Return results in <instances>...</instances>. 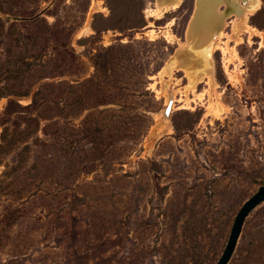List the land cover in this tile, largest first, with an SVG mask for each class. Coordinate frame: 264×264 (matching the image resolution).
I'll use <instances>...</instances> for the list:
<instances>
[{"label":"rangeland","instance_id":"rangeland-1","mask_svg":"<svg viewBox=\"0 0 264 264\" xmlns=\"http://www.w3.org/2000/svg\"><path fill=\"white\" fill-rule=\"evenodd\" d=\"M196 1L162 13L157 0H0L6 29L40 32L9 13L39 2L70 36L67 46L46 36L42 58L30 59L63 75L0 97V264H216L264 184V0L248 15L258 31L240 40L241 10L220 2L227 24L201 49L188 39ZM17 56L0 40L3 63ZM89 77L106 88H85ZM116 80L128 95H114ZM9 82L0 87L16 88ZM108 98L145 114L102 105ZM228 264H264V202Z\"/></svg>","mask_w":264,"mask_h":264},{"label":"trees","instance_id":"trees-1","mask_svg":"<svg viewBox=\"0 0 264 264\" xmlns=\"http://www.w3.org/2000/svg\"><path fill=\"white\" fill-rule=\"evenodd\" d=\"M20 1V0H18ZM23 3V0H22ZM41 3H37L35 6L22 4L17 6L16 9L11 13L15 20H20V23L24 25L29 24H39L38 27L41 31H33L34 33H25L21 34L22 32L19 29V24L17 21L12 22L11 27L6 29V22L0 17V40L1 42L4 41L6 46L9 49V52L14 51L18 56L12 61H7L3 63L0 59V82L2 79L12 82V85H17L16 88H7L5 86L0 87V97L6 94H13L15 96H25L31 92L33 85L42 78H46L49 76H56V75H63L62 72L59 74H55L52 72L49 65L45 66V68H40L38 65H34L35 62L31 61L30 59L39 60L42 58L44 47L47 44V37H50L52 40L60 41L64 45L70 41V36L65 34L61 31H54L52 29V25L47 22L43 16H37L39 13L38 10L40 8ZM114 11V8H112ZM7 12V11H6ZM110 49H106L105 57L101 58L102 63L100 66H103L106 70L110 69L111 65V58L109 57ZM15 68H12V67ZM100 69V68H99ZM98 75V74H97ZM109 76V74H106ZM9 82V84L11 83ZM88 84H96L97 86H102L100 82H96V77H89L85 79L81 85L85 88L88 87ZM115 86L116 92L114 93L115 96L124 97V95H128L126 84L119 83L117 80L112 83ZM106 87L102 86V89ZM106 91V90H105ZM102 105H109V104H117L122 110L131 112V113H144V108L141 109L139 112L137 108H127L125 104H120L116 102H112L109 98L102 99ZM101 101V100H100Z\"/></svg>","mask_w":264,"mask_h":264},{"label":"bare ground","instance_id":"bare-ground-1","mask_svg":"<svg viewBox=\"0 0 264 264\" xmlns=\"http://www.w3.org/2000/svg\"><path fill=\"white\" fill-rule=\"evenodd\" d=\"M223 1L225 0H200V14L196 20L191 21L188 30V39L194 40L195 48L201 49L207 46L208 42L215 39V33L217 30H219L221 25L225 26V24H227L225 20V14L219 7L220 2L224 4ZM156 4H158V9L162 13H164L180 7L182 4V0H157ZM229 4H231V0ZM232 5H237L241 10V16L237 21V31L234 35V38L236 40H240L241 38L239 36V33H242L244 31L248 32L250 35H254L258 30L248 23V15L254 13L259 8V0H246L245 4H243L241 0H232ZM102 8L103 6H101L99 1H95L93 3V10H100ZM89 32H91V28L87 25L86 28L81 32V34H88ZM173 38L174 36L171 35L170 40H173ZM216 44H218V42H216ZM186 47L187 45L184 44L179 49H185ZM232 53L233 55H236L235 49L232 50ZM204 77V75L199 76L193 83V87H196L198 83L203 82ZM208 77V81L212 85H217L215 77V64L212 58L208 63ZM221 106L222 104L220 98L218 97L217 107L220 108ZM166 123L167 127L169 129H172L171 122L167 120Z\"/></svg>","mask_w":264,"mask_h":264},{"label":"water","instance_id":"water-1","mask_svg":"<svg viewBox=\"0 0 264 264\" xmlns=\"http://www.w3.org/2000/svg\"><path fill=\"white\" fill-rule=\"evenodd\" d=\"M230 3V0H227V4ZM200 0H197V6L196 11L193 16V21L196 20L200 14ZM228 10V8H227ZM44 15V12L41 11L37 14V16ZM174 100L171 97L167 106L164 109V115L166 118H168L173 110ZM262 202H264V184L259 187V189L251 195L241 206L239 211L237 212L232 229L227 241V244L225 246V249L223 253L221 254L220 258L216 262V264H228L238 243L240 234L242 232L244 223L246 218L249 216V214Z\"/></svg>","mask_w":264,"mask_h":264}]
</instances>
